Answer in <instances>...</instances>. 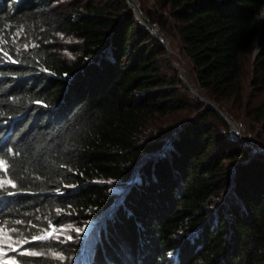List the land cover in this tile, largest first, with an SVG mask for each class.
Returning a JSON list of instances; mask_svg holds the SVG:
<instances>
[{
  "label": "trees",
  "instance_id": "trees-1",
  "mask_svg": "<svg viewBox=\"0 0 264 264\" xmlns=\"http://www.w3.org/2000/svg\"><path fill=\"white\" fill-rule=\"evenodd\" d=\"M148 1L158 34L127 0H0V229L18 264H264V0ZM171 64L259 125L253 142Z\"/></svg>",
  "mask_w": 264,
  "mask_h": 264
},
{
  "label": "rangeland",
  "instance_id": "rangeland-1",
  "mask_svg": "<svg viewBox=\"0 0 264 264\" xmlns=\"http://www.w3.org/2000/svg\"><path fill=\"white\" fill-rule=\"evenodd\" d=\"M135 2L138 5V7H139V4H146L148 6H150L152 4V2L148 1V0H135ZM158 32H159V30H158ZM258 50H259V46H256L252 50V52L248 54L247 60H246L245 87H246V94H247V96H246L247 103H251V102L253 103L254 101L258 100L261 97V93H259L258 91H254L252 86L248 83L250 76H251V69H252L251 63H252V60H253V58H254V56ZM64 52L67 55H72L71 50H69L67 47H65ZM173 56L177 57V60L180 61V63L182 64L183 68L186 70V72L188 73V76H189L190 75V69H189V65L186 62V60L178 52H175ZM171 66L174 68H178V70L180 69L175 64H171ZM180 75L183 78L182 81L185 84V86H187L189 88H194V85L190 80L191 78L189 79V77H186L184 72L181 69H180ZM194 89L196 90V88H194ZM197 95H198V92H197ZM222 111H223V109H222ZM224 114L228 117V119L230 121V123H228V122L227 123L230 125L231 131H233V133H234V131H238L241 135L250 136L254 140L256 138L257 132L261 131V127L259 125H255V127H253V125L249 124L250 123L249 121H247V124H246L244 116L243 117L240 116V119L235 120L236 121L235 122V121H232L230 119V117L227 115V113L224 112ZM247 126H248V131H247ZM236 136H238V135H236ZM253 140H252V142H253ZM119 190L120 189L118 187H116L113 183H111L110 191L119 192ZM93 226H94V222L90 221L88 223L83 224L81 227H76L75 230L74 229L73 230L75 232L81 234L84 237V235L89 234V231L92 229ZM68 227L69 226H67V225L59 227L57 232H56V237H63V238L67 237V234L69 232L68 230H70V227H69V229H68ZM76 229H80V231L78 232V231H76ZM4 233L5 232L0 233V241H3V243H0V248H4L5 252H7V255L6 256H0V262L7 261L9 259V257L14 256V253L12 254L13 251H11V249H9L7 247V244L10 243L13 247L17 248L18 250L22 249L24 247V244H22V246L14 245L11 240H7V236ZM83 250L85 251V249H83Z\"/></svg>",
  "mask_w": 264,
  "mask_h": 264
},
{
  "label": "water",
  "instance_id": "water-1",
  "mask_svg": "<svg viewBox=\"0 0 264 264\" xmlns=\"http://www.w3.org/2000/svg\"><path fill=\"white\" fill-rule=\"evenodd\" d=\"M127 2L129 4V7L134 11L137 20L140 21V23L143 26H145L146 28H148L149 31H151L153 34H158V28L154 24H152L149 21V19L143 14L141 9L136 4L135 0H127ZM163 41L165 43V46H168V41L165 39V37H163ZM196 91L198 92V95L206 102V106H210V107L214 108L215 111L220 115V117L222 119H224L226 122L230 123L228 117L224 114V112L222 111V109L220 107L215 105L210 100L206 99L205 96L203 95V93L198 88H196ZM234 133L236 135H238L239 137H242L243 139H245V141H247V142H252V140H253V138H251L250 136L241 135L238 131H234ZM260 146L263 147V145H260ZM168 150H169V145L167 144L164 147V151L167 152ZM227 192L229 195L235 197V193L233 192L232 188H230Z\"/></svg>",
  "mask_w": 264,
  "mask_h": 264
},
{
  "label": "snow or ice",
  "instance_id": "snow-or-ice-1",
  "mask_svg": "<svg viewBox=\"0 0 264 264\" xmlns=\"http://www.w3.org/2000/svg\"><path fill=\"white\" fill-rule=\"evenodd\" d=\"M5 55H7V53H5ZM0 167H3L5 168L6 170V162L4 160H0ZM15 186V185H13ZM16 223H21L20 221H16ZM11 231H16V229H12ZM76 231H80V229H76ZM0 233H3V229H0ZM48 235H51V233H48ZM46 237L41 235V236H33V240H37V239H45ZM12 238L11 237H7V240H11ZM68 239H71V237H68ZM0 243H3V241H0ZM23 243H27V241H23ZM7 247L9 249H11V251L13 252H18L19 255H25L26 253L24 252H20L17 248L13 247L10 243L7 244ZM28 255H38V253L36 252H29L27 253ZM7 255V252H5L4 248H0V256H6ZM0 264H17V261H16V258L13 256V257H9V259L7 261H3V262H0Z\"/></svg>",
  "mask_w": 264,
  "mask_h": 264
}]
</instances>
